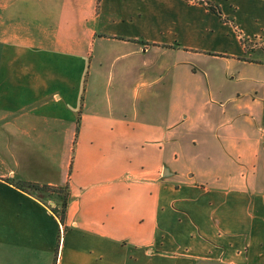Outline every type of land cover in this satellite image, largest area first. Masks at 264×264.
<instances>
[{
    "label": "crops",
    "instance_id": "obj_1",
    "mask_svg": "<svg viewBox=\"0 0 264 264\" xmlns=\"http://www.w3.org/2000/svg\"><path fill=\"white\" fill-rule=\"evenodd\" d=\"M240 35L264 0H0V264H264Z\"/></svg>",
    "mask_w": 264,
    "mask_h": 264
},
{
    "label": "trees",
    "instance_id": "obj_2",
    "mask_svg": "<svg viewBox=\"0 0 264 264\" xmlns=\"http://www.w3.org/2000/svg\"><path fill=\"white\" fill-rule=\"evenodd\" d=\"M188 1H197V0H188ZM199 2V1H198ZM205 6L210 10L211 12L215 13L216 15L221 17V13L219 11V8L217 5L205 2ZM240 41L244 47V51L246 55H251L250 57L244 58V60L248 62H254V63H264V49L261 47L259 50H254V47H250V40L248 38H245L240 35ZM262 124L264 126V105H263V113H262ZM8 182L16 186L18 189L25 191V192H32L36 193V191H52L56 192L59 190H62L64 188H59V189H50L47 186H40L38 184H33V183H28L24 181H17L14 182L12 179H9ZM67 206V194H65L64 199L61 201V213H60V219L63 221L64 219V212Z\"/></svg>",
    "mask_w": 264,
    "mask_h": 264
},
{
    "label": "rangeland",
    "instance_id": "obj_3",
    "mask_svg": "<svg viewBox=\"0 0 264 264\" xmlns=\"http://www.w3.org/2000/svg\"><path fill=\"white\" fill-rule=\"evenodd\" d=\"M249 40H250V44L249 45H250V47L251 46L254 47L253 48L254 50H259V49H261V47H263V49H264V39L263 40L262 39H249ZM250 56L251 55H245V57H250ZM38 192L43 193V192H46V191L40 190ZM58 192H60L59 195L61 196V199L63 200L64 197H65V194H66V190L65 189H62V190H59Z\"/></svg>",
    "mask_w": 264,
    "mask_h": 264
},
{
    "label": "water",
    "instance_id": "obj_4",
    "mask_svg": "<svg viewBox=\"0 0 264 264\" xmlns=\"http://www.w3.org/2000/svg\"><path fill=\"white\" fill-rule=\"evenodd\" d=\"M165 171H166V170H164V172H163V175H164V176H165Z\"/></svg>",
    "mask_w": 264,
    "mask_h": 264
}]
</instances>
